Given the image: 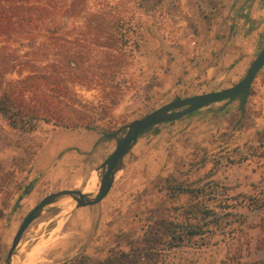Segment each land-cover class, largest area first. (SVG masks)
<instances>
[{"label":"rangeland","instance_id":"rangeland-1","mask_svg":"<svg viewBox=\"0 0 264 264\" xmlns=\"http://www.w3.org/2000/svg\"><path fill=\"white\" fill-rule=\"evenodd\" d=\"M218 3L222 1L89 0L90 12L98 14L114 4L120 25L131 27L133 43L126 47L130 57L124 72L127 88L114 96L99 81L89 87L70 84L78 96V102L72 104L78 110L72 113V120L79 115L100 134H114L113 153L134 121L173 101L224 91L242 82L264 49V38L253 51L236 55L234 33L227 30L228 53H223L225 48H199L200 37L212 32L213 8ZM87 22L56 17L33 32L34 38L19 34L7 40L0 36V56L10 51L16 55L32 52L50 44L52 32L65 28L68 43L88 35L92 59L84 65L98 67L106 51L90 41L93 37ZM60 54L45 50L35 60L45 68L59 61ZM94 71L101 77L102 71ZM20 75L18 70L7 79L19 80ZM43 87L49 90L47 85ZM69 102L63 101L66 117L72 112ZM208 110L195 115L202 117L196 120L189 149L171 165L172 173L155 179L143 177L141 185H134L137 179L125 180L120 170L106 199L94 206L76 205L69 212L55 202L74 199L58 197L40 212L13 251L20 227L42 200L64 190L85 193L93 172L99 175L90 189L97 196L105 170L99 169L98 151L86 160L54 158L62 149L49 141L55 133L87 130L57 125L56 118L64 115L53 116L50 123L38 122L33 133L12 129L0 119V264H64L84 255L98 263L112 255L141 250L156 222L184 221L179 209L193 200L181 190L203 187L206 192L201 201L223 217L221 227L209 234L206 243L197 239L174 250L159 246L136 264H264V67L237 109H222L223 113L210 116ZM48 144L51 149L45 151ZM42 156L48 165L38 163ZM212 182L218 183L216 192L208 188ZM159 250L165 251L158 254Z\"/></svg>","mask_w":264,"mask_h":264},{"label":"trees","instance_id":"trees-1","mask_svg":"<svg viewBox=\"0 0 264 264\" xmlns=\"http://www.w3.org/2000/svg\"><path fill=\"white\" fill-rule=\"evenodd\" d=\"M89 0H0V36L12 39L15 35H25L34 38L33 32L40 31L47 23L56 17L69 16L72 19L87 20V31L92 35V44L106 52L98 67H85L92 59L88 35L82 34V39L66 42V29L50 32L51 43L43 44L24 55L9 54L0 56V119L6 121L12 129L25 133L37 130L38 122H51L59 114L55 122L66 129H77L84 126L92 129L91 122L78 115L72 120V113L78 110L73 106L78 102V96L70 84L92 86L90 84L104 83V89H110V94L118 96L127 88L124 78L125 65L128 63L130 52L126 50L132 39L130 26L120 25L116 17L118 10L114 4H109L106 12L92 13L88 8ZM94 24V25H93ZM68 45L69 48L67 47ZM89 43V42H88ZM7 49V48H4ZM59 51L62 55L59 61L40 67L36 54L40 52ZM102 71L101 77L95 69ZM21 72L19 80H8L9 74ZM27 73L24 76V73ZM45 84L48 91H45ZM247 93L239 98H245ZM236 98L230 99L234 100ZM72 101L71 110L67 112L63 101ZM42 104V105H41ZM41 105V106H40ZM61 105V106H60ZM49 115V116H48ZM69 115V116H68ZM48 116V117H47ZM54 116V117H53ZM75 116V115H74ZM2 127L0 126V136ZM114 134H106L105 138H113ZM1 187V186H0ZM218 183L212 182L208 188L217 191ZM193 201L186 207H181V216L184 221H158L150 227L149 240L141 250L112 255L104 262H95L89 256H80L64 264H136L143 255L157 251L159 246L167 250L183 248L187 244L199 239L205 242L209 234L221 227L223 217L210 208L207 202H202L205 197L206 187L200 189H182ZM213 194V193H212ZM231 215L230 213L227 216ZM205 245V244H204ZM165 250H159L161 254Z\"/></svg>","mask_w":264,"mask_h":264},{"label":"crops","instance_id":"crops-1","mask_svg":"<svg viewBox=\"0 0 264 264\" xmlns=\"http://www.w3.org/2000/svg\"><path fill=\"white\" fill-rule=\"evenodd\" d=\"M220 1H222V4L218 3L217 7L213 8L216 14L213 15L211 21L212 32H205L200 39L198 38L201 41H199V48L211 49L212 51L219 49L223 51L221 48H225L223 53H228L227 50L231 45L230 39L228 36H225L228 30L234 33V36L232 35V38L234 37L232 48L236 52L234 54L237 55L241 52L253 51L257 43L264 38V0ZM220 33L226 38L220 36ZM248 47L251 49L244 50ZM226 55L229 56V54ZM241 99L236 98L234 100L216 103L176 121L159 124L150 128L138 138L130 152L125 156L120 169L123 178L129 181H132L133 178L137 179L133 184L136 185L139 183L141 185V178L143 177H146V180L155 179L162 175L167 176L169 173H172L174 167L172 169L171 165H175L178 156H182L189 149V143H191L190 138L194 135V129L198 125L196 120L202 117H195V115L204 113L203 111L206 109H211L208 110L211 111L208 116L216 114L217 111L223 113L222 109L228 110L230 107L237 109ZM217 105L222 106L218 107ZM112 140L113 138L106 139L104 134H100L94 129H78L57 132L49 141L54 146H62V149L54 154V158H61V160L65 159L68 161L70 158L86 160L90 154H94L93 157H95L98 151L100 159L97 158V160L101 163L99 164L100 169L112 154ZM50 149L51 145L48 144L44 150L49 151ZM54 158L50 160V163L53 162ZM38 163L40 165H43V163L47 164L43 156L38 159ZM138 178L140 179L138 180ZM133 184L131 182V185ZM140 188L139 186L138 189ZM95 189H98V186ZM95 196L93 194L89 199L92 200ZM56 202H60L65 206H71L77 203L76 200L70 203H64L60 200H56Z\"/></svg>","mask_w":264,"mask_h":264},{"label":"water","instance_id":"water-1","mask_svg":"<svg viewBox=\"0 0 264 264\" xmlns=\"http://www.w3.org/2000/svg\"><path fill=\"white\" fill-rule=\"evenodd\" d=\"M263 67L264 49L254 61L245 79L234 87L226 89L224 91H218L173 101L147 115L145 118L136 120L131 123L127 127L128 132L126 136L118 141L115 151L109 156V158H107L105 163L100 168V170H105V172L102 176V181L97 196L90 200L84 195L83 191L64 190L45 198L24 220L22 226L20 227V230L17 233V236L14 239L12 251L18 246L22 235L36 220L40 212L46 206L52 204L56 198L61 196H71L74 200L77 201L78 207L94 206L101 203L105 198H107L113 187L116 174L122 167L125 156L130 152L131 148L137 142L138 138L150 128L159 124L176 121L210 105L246 95L250 92L258 73Z\"/></svg>","mask_w":264,"mask_h":264},{"label":"bare ground","instance_id":"bare-ground-1","mask_svg":"<svg viewBox=\"0 0 264 264\" xmlns=\"http://www.w3.org/2000/svg\"><path fill=\"white\" fill-rule=\"evenodd\" d=\"M98 175H99V174H98L97 172H93V173H92L90 184L94 182L95 178H96ZM90 184H88V186H87V188H86V190H85V193H84V195H85L88 199L91 198V196L94 194V191L90 189V188H91V185H90ZM55 204H56V205H59L60 207H62V209H63L64 211H66V212H69L72 208H74V207L77 205V203H76V204L71 205V206H65V205H63V204L60 203V202H55ZM37 253H38V252H37ZM29 255H30V254H29ZM33 255H34V254H33Z\"/></svg>","mask_w":264,"mask_h":264}]
</instances>
